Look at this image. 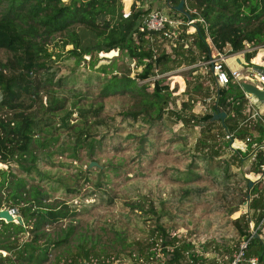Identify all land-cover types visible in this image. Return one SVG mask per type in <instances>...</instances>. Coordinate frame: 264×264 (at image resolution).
Instances as JSON below:
<instances>
[{"label": "trees", "instance_id": "16d2710c", "mask_svg": "<svg viewBox=\"0 0 264 264\" xmlns=\"http://www.w3.org/2000/svg\"><path fill=\"white\" fill-rule=\"evenodd\" d=\"M136 1L139 0H133L128 15L123 16L122 7L126 11L130 0H123V5L121 0H0V49L9 53L4 61L0 60V163L7 165L6 169H0V207L16 206L22 220L20 224L0 220V249L5 251L1 255L0 250V264L43 263L50 251L57 248H62L68 258L61 261V256L55 255L51 264H112L115 259V255L103 248L95 249L94 243L87 246V240L70 223L76 211L69 209L64 200L48 201L50 191L39 184L41 178L33 182L35 175H44L38 169V151L50 161L53 151L46 147L57 142L59 130L66 131L70 138L66 143L58 144L56 151L61 154L69 149L67 155L73 160L79 148L94 145L89 116L98 122L102 109L101 102L76 103V97L81 93L74 87L64 88L62 77H55L56 68L51 64L53 56L58 57L65 51L67 56L77 60L87 57L92 66L99 52L117 49L114 59L126 56L140 69L134 77L108 71L100 82L99 95L134 93L139 96L136 113L146 116L145 121L153 122L161 118L170 95L168 85L162 84L163 77L154 78L156 74L169 72L182 64L191 65L197 56L206 59L211 51L214 52L211 48L232 54L246 45L264 46V0H186L184 10L195 19V30L186 35V26H182L178 36L181 41L171 47L172 53L163 49L158 51L155 32L138 29L144 11L135 6ZM178 1L166 0L170 10L165 12L176 13L173 7ZM188 38L190 45L182 50L183 39ZM67 45L70 48L64 50ZM259 54L255 49L243 52L246 62L251 58L259 60ZM101 69L105 70L104 67ZM146 78L152 79L137 83ZM150 84L151 90L146 91ZM229 84L234 89L230 93ZM199 87L195 86L193 92H198ZM60 91H66L68 95ZM215 97L210 104V113L199 117L190 115L191 119L201 126L211 125L214 123L210 119L212 113L224 111V124L220 126L231 135L226 144L231 138L245 140L247 148L252 142L264 143V125L259 121L244 126L236 123L243 119L246 101L239 85L228 83L216 91ZM207 100L209 95L201 99L204 103ZM191 106L188 100L182 102L181 108ZM74 111L77 120L72 123ZM178 118L186 121L185 117L178 115ZM10 162H15L27 177L16 175ZM261 163L262 152L258 151L250 171L259 172ZM66 190L73 192L74 188L66 186ZM249 193L248 196L252 195L247 203L250 213L239 215L233 222L238 235L247 241L242 248L243 258L256 257L258 264H264V234L258 235L264 215V195L256 194L253 185ZM66 219L69 223L64 227L51 232L47 230ZM249 222L255 232L249 230ZM25 233L30 238L21 240ZM151 234L132 255L135 263L151 264L156 258L157 247L163 255L171 252L166 258L169 264H181L180 260H183L182 264H199L203 260L202 255L189 253L191 262L187 261L183 251L190 247L189 243L176 245V236H166L160 225H155ZM74 239L78 243L73 250L69 244ZM238 250L239 244L228 248L227 260H231ZM210 264L220 263L213 260Z\"/></svg>", "mask_w": 264, "mask_h": 264}, {"label": "rangeland", "instance_id": "374dc122", "mask_svg": "<svg viewBox=\"0 0 264 264\" xmlns=\"http://www.w3.org/2000/svg\"><path fill=\"white\" fill-rule=\"evenodd\" d=\"M145 1H151L148 6L164 8L161 0ZM122 11L127 12L124 7ZM155 41L158 51L163 49L172 53L167 41L158 37ZM190 41L183 39L182 50L190 45ZM69 48L67 45L64 50ZM192 49L197 53L194 47ZM251 49H255L256 54L260 53L259 60L251 58L246 62L243 52ZM64 52L52 57L55 77H62L64 88L74 87L80 91V96L76 97L78 105L102 103L100 120L97 122L89 116L95 143L90 148H79L73 160L67 155L69 149L61 154L56 151L58 144L66 143L70 138L66 131L59 130L57 142L46 147L53 151L50 161L38 151V169L44 175L38 177L33 173V182L41 178L39 184L50 191L48 201L64 200L69 209L76 211L70 222L74 230L87 240V246L94 243L95 249L103 248L115 255L112 264H141L135 263L132 255L152 236L151 230L155 225H160L166 236L179 235V244L190 242L193 253L203 256L199 264L226 261L229 257L227 249L245 240L238 235L233 221L243 213H250L247 203L252 195L248 196V181H252L256 194L264 195V171H250L254 160L247 150L253 146L247 148L245 143V150L234 149L233 146L241 145L238 139H234L233 144L230 141L226 144L227 138L219 119L206 126L191 119L190 115L199 117L210 113V104L216 96L217 88L210 70L201 64L204 59L197 56L191 65L182 64L155 75L154 78L163 77L162 84L168 85L170 95L161 118L152 122L145 121L146 116L136 113L139 109L138 95L132 92L105 97L99 95L100 82L104 75L109 74L108 71L129 77H134L139 71L140 68H136L126 56L114 59L117 49L99 52L90 66L87 57L77 60ZM235 54H239L241 63L232 59ZM226 55L228 66L239 69L247 77L244 81L261 85L255 74L250 72V67L252 63L263 64L264 46L246 45L243 50ZM8 56V52L0 49V60L4 61ZM101 67H104V72ZM150 79L137 80V83ZM197 85L200 86L199 91L193 92ZM228 86L229 93L234 91L232 85ZM151 88L150 84L146 91ZM60 92L68 95L66 91ZM207 95L209 100L202 102L201 99ZM188 100L192 103L191 108H181L182 102ZM245 102L243 119H238L237 125H248L244 122V112L247 114ZM178 115L185 117L186 121L179 120ZM76 118L74 111L71 122ZM90 162L96 164L89 166ZM9 165L16 175L27 177L15 162ZM6 167L0 163V169ZM66 186L74 188V191L68 192ZM68 223L69 219H66L47 230H58ZM251 223L249 230L255 232ZM263 233L264 226H259L258 235L263 236ZM29 238L26 233L21 236V240ZM77 243L74 239L69 246L74 250ZM4 254L2 250L1 255ZM55 255L61 256L60 260L68 258L62 248H57L39 264H51ZM157 256L151 264H159L160 260L169 258L171 252Z\"/></svg>", "mask_w": 264, "mask_h": 264}, {"label": "built area", "instance_id": "2783aa9c", "mask_svg": "<svg viewBox=\"0 0 264 264\" xmlns=\"http://www.w3.org/2000/svg\"><path fill=\"white\" fill-rule=\"evenodd\" d=\"M161 1L164 3V7L167 8V9L166 8H163V9L170 10V7L167 5L166 0H161ZM183 1H184V4H183V9H184L186 0H183ZM131 4L132 3H130L129 8ZM148 4H151V1L147 2L145 0H139L135 2V6L138 9H141L142 11H144V13L141 14L140 24L138 27L140 31L155 32L159 39H163L167 41L168 45H170L171 47L175 46L177 42L181 41L179 40L178 36L181 33L182 26H186V29L184 30V33L186 35H191L194 32L195 27L193 25V22L195 19H191V16L189 18L186 17L185 19H183V17L181 16L182 13L176 11L175 9L174 10L176 11V13L170 14V13H166L165 10L160 9L157 6L152 7L150 5L148 6ZM129 10L127 12L122 11L123 16H127L129 13ZM226 59H227L226 54L214 49V52L210 53L209 56L206 59H204V61L201 62V64H203L204 66H208L210 73L213 77L214 85L217 88L216 91H218V89L221 87H225L228 83L232 81L235 82L237 85H239V87L241 88V83L244 81V79H247V77H244V75L241 74L239 69L229 67L228 63L226 62ZM232 59L236 61L234 55L232 56ZM237 63L239 64L240 62L238 61ZM250 72H253V75L255 74L256 80L261 84V85H256V86L259 89H263L264 88V61L262 65H257L256 63H252L250 67ZM243 93L246 99V102H245L246 109L245 110L247 112V114L244 112L245 114L244 122H248L249 124L251 122L259 121L261 124L264 125V115H263L264 111H260L259 109L256 108V106L252 104L251 99L253 95L247 94L244 91ZM215 99L216 97L214 98V100ZM224 132H225L226 138L231 137V135L227 131H224ZM234 139L235 138H231V141H230L231 144L234 143L233 142ZM237 141L244 147H242L241 145H238V146H233V148L234 149L242 148V150H245L246 141L243 139L242 140L238 139ZM251 146H253V148L247 151L251 155L252 160H255L256 153L258 151L262 152V163L259 165V172L264 171V143H251ZM1 209H6L8 214L12 216L13 221L11 222L16 223V224L22 223V220L18 212V208L16 206H2L0 207V210ZM0 220L6 222L4 218H0ZM260 226L261 227L264 226V215L260 221ZM175 236H176V239H178L179 235H175ZM246 242L247 241L244 240L242 243L239 244V250L231 260H226L223 262L218 261L217 263H220V264H246V263L258 264L256 257H251L249 259L243 258L242 248L245 246ZM175 243L176 245H178L179 244L178 240H176ZM188 243L190 247L183 251V255L186 259H188L187 261L191 262L190 258L192 256L191 255L189 256V253L193 254L194 250L191 248V243L187 242V244ZM155 254H156L155 255L156 258H158L157 256L158 254L160 255L162 254L160 247H157ZM180 263L182 264L183 260H180ZM159 264H169V263H166V259L165 260L162 259L159 261ZM170 264H177V263L174 262Z\"/></svg>", "mask_w": 264, "mask_h": 264}, {"label": "water", "instance_id": "95a60500", "mask_svg": "<svg viewBox=\"0 0 264 264\" xmlns=\"http://www.w3.org/2000/svg\"><path fill=\"white\" fill-rule=\"evenodd\" d=\"M183 4L184 1L183 0H179L178 3L173 7L176 11L182 13L183 15H185L187 18L190 17L189 13H187L184 9H183ZM241 89L250 95L255 96L257 99L263 101L264 100V88L263 89H259L256 85L250 83V82H242L241 83ZM225 116L224 111H219V112H213L212 116H211V121L212 120H217L219 119L221 122V125H223V118ZM95 162H90L89 166L95 165ZM252 184V181H248V187L250 188ZM0 218H4L6 222H11L13 221L12 216L8 214L6 209H1L0 210ZM257 236V235H256ZM84 264V263H83ZM246 264H250V263H246Z\"/></svg>", "mask_w": 264, "mask_h": 264}, {"label": "crops", "instance_id": "0c3cea01", "mask_svg": "<svg viewBox=\"0 0 264 264\" xmlns=\"http://www.w3.org/2000/svg\"><path fill=\"white\" fill-rule=\"evenodd\" d=\"M132 2V0H130V3ZM130 3H129V5H130ZM129 8V7H128ZM128 8H127V11H128ZM164 8H166V7H164ZM167 9V8H166ZM163 10H165V9H163ZM234 57H235V59H236V62H240L241 63V59L239 58V54H235L234 55ZM232 68V67H231ZM233 84H236L235 82L233 83ZM237 85V84H236ZM208 96V95H207ZM215 98V97H214ZM253 98H254V100H253ZM252 101V104L254 105V106H256V108L257 109H259L260 111H264V100L263 101H261V100H259V99H257L255 96H253L252 97V99H251ZM258 100V101H257ZM214 101V100H213ZM258 102H260V104H258ZM264 115V114H263Z\"/></svg>", "mask_w": 264, "mask_h": 264}, {"label": "clouds", "instance_id": "9594fccd", "mask_svg": "<svg viewBox=\"0 0 264 264\" xmlns=\"http://www.w3.org/2000/svg\"><path fill=\"white\" fill-rule=\"evenodd\" d=\"M243 82H249V81H243Z\"/></svg>", "mask_w": 264, "mask_h": 264}]
</instances>
